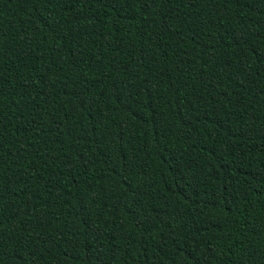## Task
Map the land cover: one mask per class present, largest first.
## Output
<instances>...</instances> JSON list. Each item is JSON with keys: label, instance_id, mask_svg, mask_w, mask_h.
<instances>
[{"label": "trees", "instance_id": "trees-1", "mask_svg": "<svg viewBox=\"0 0 264 264\" xmlns=\"http://www.w3.org/2000/svg\"><path fill=\"white\" fill-rule=\"evenodd\" d=\"M0 264H264V0H0Z\"/></svg>", "mask_w": 264, "mask_h": 264}]
</instances>
